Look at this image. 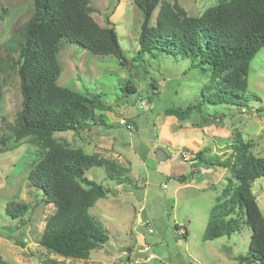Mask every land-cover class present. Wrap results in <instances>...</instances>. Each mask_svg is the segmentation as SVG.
I'll use <instances>...</instances> for the list:
<instances>
[{
	"label": "rangeland",
	"instance_id": "374dc122",
	"mask_svg": "<svg viewBox=\"0 0 264 264\" xmlns=\"http://www.w3.org/2000/svg\"><path fill=\"white\" fill-rule=\"evenodd\" d=\"M165 1L177 2L190 16H199L223 0H160L151 25L156 24ZM91 4L101 25L114 24L131 64L123 66L115 55H96L79 44L63 42L58 55L59 83L92 98L99 95L111 109H97L96 121L86 129L55 132L54 136L69 147L115 159L129 169L122 181L109 179L102 166L87 171L89 178L110 189L90 208L108 230L109 241L96 247L88 259L66 258L40 243L56 207L45 201L28 178L41 158L39 147L30 136L21 141L13 136L22 95L20 76L13 66L18 53L11 48L8 56L11 38L34 12V0H0V59L5 66L0 134L8 139L5 146L0 145L1 254L11 264L48 260L64 264H242L238 256L247 253L252 236L246 222L231 235L203 238L217 196L232 178L229 168L207 161L224 159L240 135L251 142V153L264 156V48L251 61L248 88L238 103L207 104L204 111L180 120L167 115V109L199 103L204 87L207 94L212 93L209 74L191 69L182 55L159 52L134 62L143 21L135 0H91ZM128 81L135 91L123 89ZM188 137L199 140L195 152L207 148L203 160H184L187 155L195 156L186 145ZM159 148L168 159L157 157ZM181 174L186 175L184 182L176 178ZM253 192L264 215V176L254 181ZM11 201L25 202L31 210L11 217L7 214ZM181 228L187 231L185 237Z\"/></svg>",
	"mask_w": 264,
	"mask_h": 264
},
{
	"label": "trees",
	"instance_id": "16d2710c",
	"mask_svg": "<svg viewBox=\"0 0 264 264\" xmlns=\"http://www.w3.org/2000/svg\"><path fill=\"white\" fill-rule=\"evenodd\" d=\"M135 2L143 21L140 47L132 60L145 61L148 55L154 57L159 52L182 55L191 69L209 74L214 89L207 94L204 87L199 103L168 108L167 115L185 120L195 111H204L207 104L238 103L245 96L251 61L264 48V0H223L199 16H190L177 2L165 1L158 9L155 25L150 22L160 0ZM94 11L91 0H34L33 14L11 38L8 49L9 58L11 48L18 53L13 66L20 76L22 95L13 136L16 141L30 136L39 147L41 158L28 178L42 191L45 201L56 207L40 243L56 254L74 259H88L96 247L109 241L108 230L90 208L110 189L89 178L87 171L102 166L109 179L122 181L128 169L115 159L69 147L54 136L55 132L86 129L91 121H96L97 109H111L98 99L99 95L92 98L59 83L62 69L58 55L63 42L79 44L96 55H115L123 66L131 64L114 24L101 25L93 16ZM4 71L0 59V103ZM124 86L129 92L136 90L130 81ZM7 142V137L0 134V145ZM251 147V142L240 135L224 159L207 161L229 168L232 178L217 196L203 238L231 235L246 222L252 228L250 247L238 259L242 264H264V215L253 192L254 181L264 176V156L251 153ZM206 150L197 151L193 160H203ZM176 178L184 182L186 175ZM29 210L31 206L25 202L11 201L7 205V214L14 218ZM176 228L179 230L178 225ZM15 243L25 245L23 241ZM0 264H11L1 252ZM42 264L64 263L48 260Z\"/></svg>",
	"mask_w": 264,
	"mask_h": 264
},
{
	"label": "crops",
	"instance_id": "0c3cea01",
	"mask_svg": "<svg viewBox=\"0 0 264 264\" xmlns=\"http://www.w3.org/2000/svg\"><path fill=\"white\" fill-rule=\"evenodd\" d=\"M190 136H191V133L189 134ZM188 135V136H189ZM196 143V144H195ZM186 145H188L189 147H190V149L193 151L194 149H196V148H193L194 146H196V145H199V140L198 141H196V140H193V139H190L189 137H188V140H187V144ZM163 149V148H162ZM196 150H194L193 152H195ZM196 153V152H195ZM188 156H190V157H188ZM168 155H167V159H168ZM191 155H187V158L186 159H184V160H193V158H191Z\"/></svg>",
	"mask_w": 264,
	"mask_h": 264
},
{
	"label": "water",
	"instance_id": "95a60500",
	"mask_svg": "<svg viewBox=\"0 0 264 264\" xmlns=\"http://www.w3.org/2000/svg\"><path fill=\"white\" fill-rule=\"evenodd\" d=\"M157 157H158L160 160H166V159H167V154H166V152H165L163 149L159 148V149L157 150Z\"/></svg>",
	"mask_w": 264,
	"mask_h": 264
},
{
	"label": "built area",
	"instance_id": "2783aa9c",
	"mask_svg": "<svg viewBox=\"0 0 264 264\" xmlns=\"http://www.w3.org/2000/svg\"><path fill=\"white\" fill-rule=\"evenodd\" d=\"M150 231H152V229H150ZM181 232L184 234L186 230L184 228H181Z\"/></svg>",
	"mask_w": 264,
	"mask_h": 264
}]
</instances>
